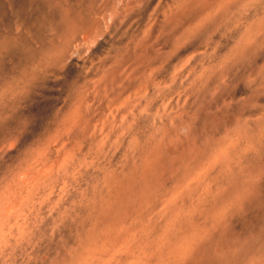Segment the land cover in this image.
<instances>
[{"label":"rangeland","instance_id":"374dc122","mask_svg":"<svg viewBox=\"0 0 264 264\" xmlns=\"http://www.w3.org/2000/svg\"><path fill=\"white\" fill-rule=\"evenodd\" d=\"M241 1L156 21L170 0H0V195L23 204L0 264H264V0ZM66 10L96 27L71 45L98 69L72 127Z\"/></svg>","mask_w":264,"mask_h":264},{"label":"bare ground","instance_id":"6f19581e","mask_svg":"<svg viewBox=\"0 0 264 264\" xmlns=\"http://www.w3.org/2000/svg\"><path fill=\"white\" fill-rule=\"evenodd\" d=\"M93 1V0H92ZM232 2H233V0H231ZM241 1V0H240ZM243 1V0H242ZM241 1V2H242ZM87 2V1H86ZM165 2V1H164ZM168 2V1H167ZM166 2V3H167ZM200 2H201V0H200ZM203 2V1H202ZM259 2V1H258ZM260 2H262V1H260ZM204 3V2H203ZM202 3V4H203ZM225 3V2H224ZM252 3H253V1H252ZM40 4V3H39ZM190 4H192L191 6H188V5H190ZM193 4H197L196 3V0H170V3H167L166 4V8H165V10H164V8L162 7V9H163V11H160V9H159V11H157L158 13L156 14V16H155V18L154 19H152L151 18V20H156V19H158V18H161V16H164V17H168V18H175V16L176 15H179L180 13L182 14V12H183V10H185V8H191L192 9V6H193ZM205 4V3H204ZM230 4V3H229ZM236 4V3H235ZM240 4V3H239ZM80 5V4H79ZM164 5V4H163ZM199 5H201V4H199ZM224 5V4H223ZM264 5V4H263ZM263 5H261V6H263ZM75 6V5H74ZM218 6V5H217ZM220 6V5H219ZM225 6H226V3H225ZM230 7H231V5H229ZM247 6H250V5H247ZM252 6V5H251ZM254 6V5H253ZM252 6V7H253ZM260 6V5H259ZM261 6H260V8H261ZM57 7V6H56ZM165 7V6H164ZM216 7V6H215ZM233 7V6H232ZM252 7H251V9H252ZM255 7V6H254ZM253 7V8H254ZM64 8V7H63ZM79 8H80V6H79ZM89 8V7H88ZM94 8V7H93ZM61 9V8H60ZM66 9V8H65ZM187 10V9H186ZM215 10H216V8L214 9V8H212V11H211V13L213 14V11L215 12ZM229 10V9H228ZM256 9L254 8V11H255ZM76 11H77V9H76ZM85 11H86V9H85ZM88 11V10H87ZM208 11V10H207ZM238 11V10H237ZM239 11H240V9H239ZM238 11V12H239ZM83 12V11H82ZM96 13V11L94 10V9H92L91 11H90V14L89 15H91V13ZM217 12H218V10H217ZM250 12H251V10H250ZM216 13V12H215ZM236 13V12H235ZM83 14V13H82ZM237 14V13H236ZM252 14V13H251ZM155 15V14H154ZM254 15V14H253ZM256 15H257V13H256ZM260 15V14H259ZM81 16V15H80ZM83 16V15H82ZM93 16H95V14L93 15ZM251 15H250V13L249 14H246L245 15V18H249ZM163 17V18H164ZM207 17V16H206ZM95 18V17H94ZM93 18V19H94ZM145 18V17H144ZM92 19V21H90L91 19H82V21L80 22V24H82L81 26H80V24H78L79 23V21H76V20H74L73 18H72V16H71V13L70 12H68V10H66V11H64V13L61 15V19H60V22H61V25H62V28L64 29V30H66V31H69L68 33H70L69 35H67V36H69L68 37V39L66 38V42L69 44L68 45V48L66 49V50H63V51H61L60 53L59 52H56L54 55H55V63H59V62H65L66 61V63L64 64V68H65V70H66V75L67 76H72V77H75L76 79H74V78H72L71 79V82H70V84H69V86L67 87V88H69L70 89V96H76V100H77V102H76V104L74 105V111L72 110V108L69 110V112L67 111V114H66V116H65V119H64V124H67L68 122H72L73 120L72 119H74V118H76V116H78V114L80 115V111H82V101L81 100H87L88 98H89V94H87L86 96L84 95V92H85V90H83L82 92V94L81 93H79L78 94V96L76 95L77 93V86H79V84H82V82L81 81H84L83 83H86L85 82V79H86V81H87V78L88 77H93V76H95V74L94 73H98L97 71H94V69L95 70H98L96 67L93 69V70H91V72H85L84 70H85V68H86V64H87V61H85V60H80L77 56H75V48H73L71 45L73 44V43H75L76 41H84V40H88V38L90 37V35H91V33H93V31H94V28H96V27H94L93 28V25H94V23L95 22H93L94 20ZM204 19V22H206L205 20V18H203ZM233 19V18H232ZM96 20V19H95ZM161 20V19H160ZM167 20V19H166ZM172 20V19H171ZM207 20H208V18H207ZM235 20V19H234ZM253 20H254V18H253ZM157 21V20H156ZM208 21H210V20H208ZM148 22H150V21H148ZM147 22V23H148ZM153 22V21H152ZM151 22V23H152ZM242 22V21H241ZM248 22H249V20H248ZM89 23H93L89 28H87L88 27V24ZM163 23V22H162ZM234 23V22H233ZM150 24V23H149ZM232 24V23H231ZM243 24H245V23H243ZM142 25V24H141ZM154 25H155V23H154ZM153 25V26H154ZM228 25H230V23H228ZM234 25V24H233ZM237 26H238V24H236ZM96 26V25H95ZM231 26V25H230ZM241 26H242V24H241ZM244 26V25H243ZM245 26H246V24H245ZM234 27V26H233ZM149 28V27H148ZM189 28H187V30H188ZM232 29H236V28H232ZM149 30H150V28H149ZM191 30V29H190ZM189 30V31H190ZM230 30V29H229ZM237 30V29H236ZM151 31V30H150ZM150 31H148V32H150ZM192 31H195V30H193L192 29ZM231 31V30H230ZM241 31V30H240ZM133 32V31H132ZM215 32V31H214ZM232 32V31H231ZM234 32H235V30H234ZM233 32V33H234ZM239 32V31H238ZM65 33V32H64ZM145 33H146V31H145ZM193 34H194V32H192ZM196 33H197V30H196ZM198 33H199V30H198ZM197 33V34H198ZM130 34V33H129ZM141 34H142V32H141ZM149 34V33H148ZM201 34V33H200ZM125 35V34H124ZM127 35V34H126ZM131 35V34H130ZM140 35V34H139ZM199 35V34H198ZM245 35V34H244ZM66 36V37H67ZM136 36H137V32H136ZM135 36V37H136ZM144 37H145V35H143ZM190 36V34L188 35V37ZM195 36V35H194ZM218 36V35H217ZM222 36V35H221ZM230 36H232V34L230 33ZM229 36V37H230ZM241 36V35H240ZM129 37V36H128ZM132 37V36H131ZM134 37V38H135ZM138 37H140L141 38V36H138ZM146 37H148L149 38V36H147L146 35ZM191 37V36H190ZM199 37V36H198ZM212 37H213V35H211V39H212ZM223 37V36H222ZM237 37V36H236ZM243 37V36H242ZM245 37V36H244ZM127 38V37H126ZM143 38V37H142ZM224 38V37H223ZM144 39V38H143ZM145 39H147V38H145ZM192 39V38H191ZM202 39V38H201ZM200 39V37H199V40H201ZM216 39V38H215ZM220 39V38H219ZM233 39V38H232ZM241 39H243V38H241ZM247 39V38H246ZM65 40V39H64ZM126 40V39H125ZM129 40V39H128ZM133 40V39H132ZM148 40V39H147ZM194 40V39H193ZM192 40V41H193ZM228 40V39H227ZM237 40V39H236ZM239 40V39H238ZM244 40V39H243ZM136 41V40H135ZM189 41H191L190 39H189ZM188 41V42H189ZM213 41H214V39H213ZM232 41V40H231ZM235 41V40H234ZM240 41V40H239ZM132 42V41H131ZM137 42V41H136ZM144 42L145 41H143L142 43L144 44ZM196 42V41H195ZM243 42V41H242ZM126 43H128V42H126ZM139 43V42H138ZM226 43H228V41L226 42ZM236 43V42H235ZM76 44V43H75ZM116 44H120V42H118V40H116V41H114L113 39L111 40V39H109L108 40V38L105 40V41H103L102 42V44H101V48H100V51L101 52H105L106 54H111V53H113L114 54V57L115 58H121L120 56H125L124 54L125 53H127L126 51H127V49H129L130 48V46H129V48H127V49H125V48H121V47H119V45L117 46ZM130 44V43H129ZM128 44V45H129ZM141 44V43H140ZM124 45V44H123ZM127 45V46H128ZM139 45V44H138ZM142 45V44H141ZM232 45H234V44H232ZM238 45H239V42H238ZM242 45V44H241ZM246 45H248L247 43H246ZM136 46V45H135ZM135 46H133V47H135ZM137 47H139V46H137ZM235 47V46H234ZM242 47V46H241ZM66 48V47H65ZM64 48V49H65ZM222 48V47H221ZM97 49V48H96ZM237 49V48H236ZM99 50V49H98ZM131 51V50H130ZM177 51V50H176ZM233 52V51H232ZM99 53V52H98ZM97 53V54H98ZM176 53V52H175ZM93 55H95L94 53H93ZM96 56V55H95ZM102 56V55H101ZM58 57V58H57ZM105 57H106V55H105ZM108 57V56H107ZM98 58V57H97ZM56 59H58L57 61H56ZM103 57H102V61H103ZM106 59V61H107V59L108 58H105ZM100 60V59H99ZM114 60V59H113ZM105 61V60H104ZM103 61V62H104ZM109 61V60H108ZM112 61V60H111ZM120 61V60H119ZM102 62V63H103ZM121 62H122V60H121ZM54 63V64H55ZM100 63V62H99ZM98 63V64H99ZM119 63V62H118ZM97 64V65H98ZM120 64V63H119ZM100 65V64H99ZM102 65V64H101ZM100 65V66H101ZM112 65H114V64H112ZM111 65V66H112ZM99 66V67H100ZM106 66V65H105ZM118 66V65H117ZM115 67H116V64H115ZM202 67H204V66H200V68H202ZM36 70V69H35ZM202 70H206V69H202ZM102 78V77H101ZM90 79V78H89ZM92 79V78H91ZM63 80V79H62ZM68 81V80H67ZM90 81V80H89ZM81 82V83H80ZM88 83V82H87ZM67 86V85H66ZM84 87H86V85L84 86ZM87 88V87H86ZM92 88H94V87H92ZM78 89H80V90H82L83 89V87H82V89L81 88H78ZM87 90V89H86ZM88 90H91L90 88L88 89ZM88 90H87V92H88ZM90 92V91H89ZM13 95V94H12ZM11 98V97H10ZM31 98V97H30ZM13 99V98H12ZM69 99V98H68ZM27 100V99H26ZM68 101V100H67ZM30 102V101H29ZM64 102H66V100L64 101ZM80 102V103H79ZM31 103H32V101H31ZM71 104V103H70ZM70 104H68V105H70ZM1 105V104H0ZM17 105H18V103H17ZM16 105V106H17ZM66 105V104H65ZM14 106H15V104H14ZM19 106H20V104H19ZM18 106V107H19ZM28 106V105H27ZM32 106V105H31ZM67 107V106H66ZM64 109H65V106H64ZM4 110V109H3ZM18 110H20V109H18ZM29 110H30V106L29 107H24V108H21V111H20V115H24L26 112H29ZM33 110V109H32ZM41 111V110H40ZM60 111H61V109H60ZM73 111V113H71ZM6 112V111H5ZM18 112V111H17ZM13 113V112H12ZM84 113V112H83ZM90 113V112H89ZM8 113H6V115H7ZM16 114V113H15ZM9 115H11V114H9ZM27 115H28V113H27ZM90 115V114H89ZM86 117V116H85ZM88 117V116H87ZM90 117V116H89ZM88 117V118H89ZM1 118V117H0ZM53 118V117H52ZM92 118V117H91ZM109 118V117H108ZM108 118H106L105 120H104V122H103V125L105 126V124H106V121H107V119ZM2 119V118H1ZM81 119V118H80ZM86 119V118H85ZM76 120H77V118H76ZM86 121V120H85ZM139 121V119H137V122ZM2 122V121H1ZM74 122V121H73ZM72 122V123H73ZM87 122V121H86ZM13 123V122H12ZM22 123V122H21ZM111 123V122H110ZM14 124V123H13ZM74 124L75 123H73V124H71L70 125V127H72V126H74ZM81 124V123H80ZM136 124V123H135ZM18 125V124H17ZM8 126V125H7ZM10 126V125H9ZM12 126V125H11ZM108 126V125H107ZM88 127H90V126H88ZM110 127V126H109ZM113 127V126H112ZM80 128H81V126H80ZM79 128V129H80ZM111 128V127H110ZM264 128V127H263ZM85 129V128H84ZM112 130V129H111ZM75 131V130H74ZM104 131V130H103ZM116 131H118L117 129H116ZM110 133H111V131H110ZM109 132H108V134H110ZM114 133V132H113ZM3 134V133H2ZM87 134V133H86ZM4 135V134H3ZM125 135V134H124ZM263 135V134H262ZM9 136H10V134H9ZM101 136H102V134H101ZM105 136V135H104ZM113 136H114V134H113ZM88 137V136H87ZM87 137H85L86 139H87ZM100 137V136H99ZM106 137H108L107 135H106ZM105 137V138H106ZM5 138H7L6 136H5ZM109 139H110V137H108ZM4 139V138H3ZM89 139H90V137H89ZM87 140V142L86 143H88L90 140ZM98 139V138H97ZM96 139V137H95V140H97ZM109 139H107L108 141H109ZM8 140H9V138H8ZM100 140H101V137H100ZM103 140V139H102ZM106 140V141H107ZM93 140H91L90 142H92ZM0 142H2V143H4V140H2L1 141V138H0ZM6 142H7V140H6ZM101 142V141H100ZM103 142V141H102ZM93 144H94V142H92ZM91 144V143H90ZM1 145V144H0ZM87 146H89L88 144H86ZM99 146V145H98ZM92 149V148H91ZM100 149V148H99ZM1 150H2V148H1ZM4 157H5V151H2L1 153H0V166L2 167V163L4 162ZM7 157H9V156H7ZM42 159H43V157H41ZM8 159V158H7ZM13 159V158H12ZM69 159V158H68ZM72 159V158H71ZM73 159H75V158H73ZM5 160H6V158H5ZM8 161V160H7ZM11 161H13V160H11ZM5 163V162H4ZM7 164H8V162H6ZM7 164H5V165H7ZM42 164H44L45 165V162L43 161L42 162ZM4 165V166H5ZM34 165V164H33ZM33 165H31L30 164V162H28V163H26V165L24 166V168H23V176L26 178L25 179V181H29V182H31L32 180H37L39 177H41V175L42 174H44V173H46L47 171H48V169L47 168H45V167H33ZM68 166V165H67ZM3 169V168H2ZM74 172V171H73ZM73 172H72V174H73ZM77 175V174H76ZM19 176V175H18ZM74 176H75V174H74ZM75 178V177H74ZM24 182V181H23ZM22 187V186H21ZM20 187V188H21ZM23 188V187H22ZM25 188V187H24ZM19 194V193H18ZM20 195V194H19ZM22 208H23V204H19L18 203V200H17V197H16V195H15V193H14V191L13 190H8V192H6L4 195H0V246L1 245H3L4 244V242L5 241H7V240H10V239H12L13 238V236H15L14 235V233L16 232V230H17V227H16V223H17V219H16V214H17V212H22ZM29 209H30V207H29ZM25 210V209H24ZM78 211V210H77ZM81 212V211H80ZM24 213V212H23ZM26 213H28V212H26ZM28 215H29V213H28ZM22 216H25V215H22ZM26 220V219H25ZM24 223H25V221H23ZM27 222H28V220H27ZM31 222V221H30ZM22 228V227H21ZM28 231V230H27ZM26 231V232H27ZM25 232V233H26ZM31 231L29 230V233H30ZM27 234V233H26ZM28 235V234H27ZM22 236V235H21ZM23 238V237H22ZM24 239V238H23ZM25 240V239H24ZM28 240V239H27ZM12 241V240H11ZM26 241V240H25ZM20 242V241H19ZM17 246V245H16ZM6 247H8V246H6ZM10 247V246H9ZM27 247H29V246H27ZM5 248V247H4ZM20 248H22V247H20ZM2 249V248H1ZM23 249V248H22ZM27 249V248H26ZM29 249V248H28ZM1 251V250H0ZM6 251V250H5ZM2 252H3V249H2ZM20 252V251H19ZM18 253V252H17ZM2 254V253H1ZM5 254H7V253H5ZM4 254V255H5ZM19 254V253H18ZM24 254V253H23ZM29 254V253H28ZM19 256V255H18ZM26 256V255H25ZM1 259V258H0ZM4 259V258H3ZM27 259V258H26ZM21 260H22V258H21ZM1 261V260H0ZM4 261V260H3ZM6 262V261H5ZM19 262V261H18ZM1 263V262H0ZM17 263V262H16ZM26 263V262H25ZM24 263V264H25ZM17 264H19V263H17ZM23 264V263H22Z\"/></svg>","mask_w":264,"mask_h":264},{"label":"snow or ice","instance_id":"6c2138e0","mask_svg":"<svg viewBox=\"0 0 264 264\" xmlns=\"http://www.w3.org/2000/svg\"><path fill=\"white\" fill-rule=\"evenodd\" d=\"M0 135H2V133H0Z\"/></svg>","mask_w":264,"mask_h":264}]
</instances>
